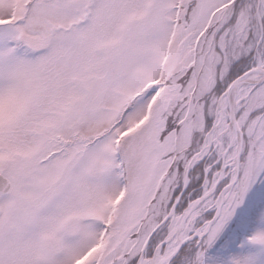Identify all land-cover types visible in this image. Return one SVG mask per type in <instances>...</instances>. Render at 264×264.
<instances>
[{
	"label": "snow or ice",
	"instance_id": "snow-or-ice-1",
	"mask_svg": "<svg viewBox=\"0 0 264 264\" xmlns=\"http://www.w3.org/2000/svg\"><path fill=\"white\" fill-rule=\"evenodd\" d=\"M0 264H264V0H0Z\"/></svg>",
	"mask_w": 264,
	"mask_h": 264
}]
</instances>
